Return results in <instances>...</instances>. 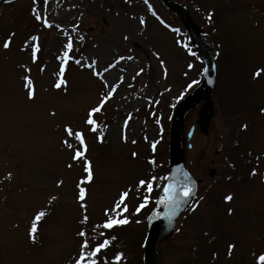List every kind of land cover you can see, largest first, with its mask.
<instances>
[{
  "label": "rangeland",
  "instance_id": "obj_1",
  "mask_svg": "<svg viewBox=\"0 0 264 264\" xmlns=\"http://www.w3.org/2000/svg\"><path fill=\"white\" fill-rule=\"evenodd\" d=\"M180 3L204 31L209 29L217 77L210 104L190 112L184 123L186 168L202 184L172 232L159 241L157 264H258L264 254V0ZM197 5L205 13L229 10L218 12L212 22ZM38 41L41 49L33 57ZM66 52L67 84L57 88ZM201 60L160 0H17L0 7V264H74L84 240L78 233L85 230L94 237L90 248L110 238L99 236L102 228L93 229L116 215H106V209L112 210L129 189L117 211L118 218L130 222L107 231L115 239L95 259L96 264H117L115 257L123 253L119 264H140L146 218L168 178L172 110L201 84ZM92 72L100 74L101 82ZM25 77L33 82V99ZM100 89L112 94L97 112L101 123L92 133L87 119ZM66 126L82 132L85 141L69 136ZM191 126L195 134L188 149ZM86 143L89 152L83 159L89 156L94 173L90 184L82 181V157L75 160L72 154ZM238 144L245 153L242 162L250 164L224 182L226 171L238 163L232 158ZM152 176L158 177L154 191L144 192L139 181ZM81 188L84 201L77 195ZM229 194L233 199L226 202ZM145 196L150 203L137 212ZM40 212L46 214L37 221ZM33 223L35 242L29 235ZM230 244L236 245L231 257Z\"/></svg>",
  "mask_w": 264,
  "mask_h": 264
},
{
  "label": "snow or ice",
  "instance_id": "obj_2",
  "mask_svg": "<svg viewBox=\"0 0 264 264\" xmlns=\"http://www.w3.org/2000/svg\"><path fill=\"white\" fill-rule=\"evenodd\" d=\"M34 2H35V0H34ZM45 4H47V0H45ZM34 15H35V18L37 20H41V15H40L38 10L34 9ZM141 22L143 23V21H141ZM43 24L46 27H49V28H51L53 26L51 24V22L47 18L43 19ZM12 35L14 36L15 34L13 33ZM31 39L33 41H35V40L38 39V37L33 36V37H31ZM125 39H127V37H125ZM11 43H12V40H11V36H10L7 40L4 41L3 47L5 49H8L10 47ZM27 47H28V44L26 42L25 48H27ZM66 47H67V49L69 51L72 50L73 44H72L71 40H69V42L67 43ZM35 51H38V46H36L35 50L33 51V57H35ZM68 58H69L68 57V53L66 52L65 53V61L62 64L61 69H60V76L61 77H63ZM129 58H131V57H129ZM75 62L77 64H79L80 60H76ZM161 62L163 63V61H161ZM190 67H191V65H190ZM107 70L108 69H105V71H107ZM97 75H100V74L97 73ZM256 75L259 76L260 72L258 71L256 73ZM25 79L27 80V85L26 86L29 89L28 98L29 99H33L34 95H35V89H34L33 82L28 77H25ZM61 84L66 85L67 81L61 79L60 82L56 84V87L60 88ZM105 84H106V86H108L106 81H105ZM112 87H113V91H114V87L115 86H112ZM111 94L112 93L110 92L108 94L103 95L102 99L100 101V104L97 107H95V108L90 110V118L88 119L87 123L93 124V125L96 124V121L94 119H91V115L96 113V112H98V111H100V109L103 107L104 103L110 98ZM262 112H264V109H262ZM243 127L246 129L247 125L245 124ZM66 131L68 132L69 136L75 135L76 138L79 139L81 143H83L84 138H83V133L82 132L73 133V130L69 126H66ZM64 143L66 145H68V147H72V145L69 144V142L67 140H65ZM153 148H155V145H153ZM133 155H136V153H133ZM73 158L74 159H79L80 158V152L77 151ZM151 162L153 164L156 163L155 160H152ZM69 166H71V165H69ZM86 171H87L88 175H87V177L85 179L88 182H91V180L93 178V172H92V166H91V162L90 161L87 162ZM251 174L253 176H255L256 175V170L254 169ZM8 177L11 178V173L8 174ZM165 179H167V178H165ZM157 181H158V177L152 176L149 180H141V181H139V187L140 188H145V186H146V191L148 193H152L154 191V187L153 186L157 184ZM129 191H130V189L122 193L121 201L117 202L115 207L112 210H107L106 209V215H108L109 211L116 213V215H114V216L113 215H109L108 219L103 224L96 225L94 227L93 232H96L97 229H101V228H103V229H112L114 226L124 225V224L129 223V220H128L127 217H125L123 219L118 218L119 215H120V212L117 211V210L120 209V203L123 201L124 198H126L128 196ZM163 193H164V195L159 199L158 203L161 204V205L167 206V208L169 210V216H172V215L176 214V209L179 207L180 204L185 203V202H187L188 200L191 199V197L194 195V190H193V187H192L190 181L188 180L187 174L185 173L184 174V179L180 180L179 179V172H178V175H177V178L175 180V183L166 184L163 187ZM85 198H86V190L84 188H81L80 192H79L78 199L80 201H84ZM53 199H55V197H53ZM232 199H233L232 194H229V195H227L225 197L226 201H231ZM148 203H150V196H145L143 198V202L140 204L139 208L137 209V212H139L140 209L145 207ZM196 206H199L198 203H197ZM82 207H84V205H82ZM194 210H195V208H193V211ZM123 211H127V206L126 205L124 206ZM232 211H233L232 209L229 210L230 213ZM45 214L46 213H44V212H40L36 216L35 219L37 221H39ZM87 220H88V217L85 215L84 218H83V222L87 223ZM36 231H37V225L35 223H33V225L31 226L29 235H30V238L34 242H35V239H36V235H35ZM78 235H80L81 237H84V240H83L82 245H81V253L79 255V258L75 261V264H96L95 257L97 256V254L100 253L101 249L107 248L111 244L112 240L115 239V237L103 239L102 242H100L99 244H96L95 247L90 248L89 247L90 239H94V237H89V234L85 230H81L78 233ZM99 235L100 236H104L105 234L103 232H100ZM235 247H236L235 244H230L228 246V253L227 254H228L229 257H231L232 252L235 249ZM122 257H123V253H120V254H118L115 257V260H116L117 264H119V262L121 261ZM258 260H259V264H264V254L260 255Z\"/></svg>",
  "mask_w": 264,
  "mask_h": 264
},
{
  "label": "water",
  "instance_id": "obj_3",
  "mask_svg": "<svg viewBox=\"0 0 264 264\" xmlns=\"http://www.w3.org/2000/svg\"><path fill=\"white\" fill-rule=\"evenodd\" d=\"M162 1L179 16L186 30L190 34L192 44L196 49L201 52L207 65L206 75L203 84L191 96H189L185 101H183L176 107L171 127L170 157L172 174L168 183H175L178 172L180 180L184 179V174L186 173L188 176V180L190 181L195 192L196 183L190 176V174L184 170V150L181 145L183 120L185 115L193 108L210 100V97L214 90L215 53L212 48L208 45V43H206L201 38L202 30L194 23L186 9L176 4L172 0ZM191 135L192 133L190 134V137ZM214 173L215 171H213L211 174ZM163 195L164 193L162 191L160 198ZM190 200L180 204L179 207L176 209V214L172 216H169V210L167 206L161 205L157 202L156 209L149 219L150 233L146 242L145 264H155V255L158 240L165 232V230L169 231L172 228L174 221L177 219L180 213L188 206Z\"/></svg>",
  "mask_w": 264,
  "mask_h": 264
},
{
  "label": "bare ground",
  "instance_id": "obj_4",
  "mask_svg": "<svg viewBox=\"0 0 264 264\" xmlns=\"http://www.w3.org/2000/svg\"><path fill=\"white\" fill-rule=\"evenodd\" d=\"M106 76H107V78H110V77L112 78L113 77V75H110V76L106 75Z\"/></svg>",
  "mask_w": 264,
  "mask_h": 264
}]
</instances>
